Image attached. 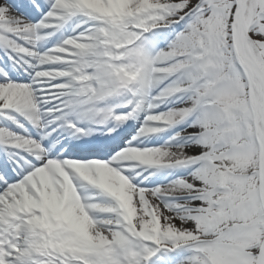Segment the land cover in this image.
Wrapping results in <instances>:
<instances>
[{
	"label": "snow or ice",
	"instance_id": "6c2138e0",
	"mask_svg": "<svg viewBox=\"0 0 264 264\" xmlns=\"http://www.w3.org/2000/svg\"><path fill=\"white\" fill-rule=\"evenodd\" d=\"M0 264H264V0H0Z\"/></svg>",
	"mask_w": 264,
	"mask_h": 264
}]
</instances>
